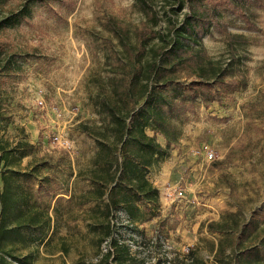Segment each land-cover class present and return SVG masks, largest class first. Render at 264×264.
<instances>
[{"label": "trees", "instance_id": "trees-1", "mask_svg": "<svg viewBox=\"0 0 264 264\" xmlns=\"http://www.w3.org/2000/svg\"><path fill=\"white\" fill-rule=\"evenodd\" d=\"M15 1L0 0V264H34L39 246L51 242L58 231L51 211L60 216L61 210L38 202L43 185L48 192L51 189L49 181L41 178L49 165L23 168L24 160L36 153L25 130L19 129L18 138L7 136L13 121L4 107L1 84L17 78L26 57L12 45L9 34L29 23L35 4L42 0H21L18 5ZM57 2L67 9L76 6L74 0ZM166 2L170 11L160 17L155 0H134L143 17L137 27L113 17L103 23L111 35L104 41L109 48L103 64L107 75L105 81H96L93 99L101 123L79 125L80 132L95 141L96 152L87 169L74 175L87 185L77 201L80 209L90 206L91 221L84 222L97 239L98 264H206L195 260L191 250L172 254L162 235L146 240L154 254L148 262L135 238L141 235L139 226L152 220L161 205L151 169L169 156L182 136L171 119L194 111L199 101L221 104L245 86L238 53L247 45L245 38L227 34L226 61L208 54L204 38L212 29L224 28V12L241 19L246 29L258 30L247 10L263 8L264 0ZM180 14L182 21H176ZM262 208L249 219L242 210L228 211L206 225V231L218 237L209 242L215 264H264ZM119 223L123 230L130 229L129 239H124Z\"/></svg>", "mask_w": 264, "mask_h": 264}, {"label": "rangeland", "instance_id": "rangeland-1", "mask_svg": "<svg viewBox=\"0 0 264 264\" xmlns=\"http://www.w3.org/2000/svg\"><path fill=\"white\" fill-rule=\"evenodd\" d=\"M74 1L73 9L61 7L57 0L35 4L29 23L9 34L12 45L26 56L23 70L14 81L1 84L4 107L13 121L7 136L18 138L19 129H24L36 147L35 156L25 159L23 168L49 165L41 178L49 181L51 189L48 192L43 185L38 202L61 210L60 216L51 211L58 231L51 242L39 246L34 264H98L97 239L84 222L91 221L90 206L80 209L77 201L87 185L74 177L90 165L96 143L80 132L79 125L101 123L93 99L96 81H105L107 75L103 64L109 48L104 41L111 35L105 19L113 17L132 27L143 20L134 0ZM166 1L155 0L160 17L170 11ZM247 15L258 30L246 29L241 19L224 12V28L212 29L203 40L211 57L226 61L227 34L245 38L247 45L238 51L245 86L221 104L199 101L194 111L171 119L182 136L150 176L162 203L155 217L138 228L141 235L135 239L140 250L133 246L146 254L148 262L154 254L146 240L162 235L172 254L191 250L195 260L215 264L209 242L218 237L209 234L206 225L228 211L242 210L248 219L254 210L263 211L264 6L248 8ZM157 140L165 146L162 136ZM209 151L213 160L207 159ZM174 185L183 188L184 201L167 198ZM260 224L264 229V222ZM120 226L124 239H129L130 229Z\"/></svg>", "mask_w": 264, "mask_h": 264}, {"label": "built area", "instance_id": "built-area-1", "mask_svg": "<svg viewBox=\"0 0 264 264\" xmlns=\"http://www.w3.org/2000/svg\"><path fill=\"white\" fill-rule=\"evenodd\" d=\"M213 158H214L213 152L209 151L207 154V159L213 160ZM167 195H168L167 198L170 200L173 199V201L182 202L185 199L184 190L179 185H176V186L174 185L173 188H170L169 193ZM188 253H189V251H188Z\"/></svg>", "mask_w": 264, "mask_h": 264}, {"label": "crops", "instance_id": "crops-1", "mask_svg": "<svg viewBox=\"0 0 264 264\" xmlns=\"http://www.w3.org/2000/svg\"><path fill=\"white\" fill-rule=\"evenodd\" d=\"M156 166L155 167H153L152 169H151V174H152V172H154L156 169ZM160 168V167H159ZM155 172H157V171H155ZM169 190H170V188L168 189V192H167V194L169 193ZM160 201H161V203H162V198L160 197Z\"/></svg>", "mask_w": 264, "mask_h": 264}]
</instances>
